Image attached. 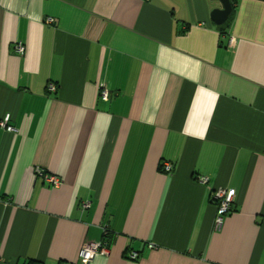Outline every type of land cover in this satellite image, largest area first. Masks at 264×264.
Returning <instances> with one entry per match:
<instances>
[{
  "label": "crops",
  "instance_id": "1",
  "mask_svg": "<svg viewBox=\"0 0 264 264\" xmlns=\"http://www.w3.org/2000/svg\"><path fill=\"white\" fill-rule=\"evenodd\" d=\"M230 1L0 0V264H81L105 226L88 264H264V0Z\"/></svg>",
  "mask_w": 264,
  "mask_h": 264
},
{
  "label": "built area",
  "instance_id": "2",
  "mask_svg": "<svg viewBox=\"0 0 264 264\" xmlns=\"http://www.w3.org/2000/svg\"><path fill=\"white\" fill-rule=\"evenodd\" d=\"M54 18L51 16H47L44 19V22L52 23ZM14 50L22 54L25 50V46L22 42H16L14 44ZM99 96L102 100H107L109 98V89L103 82L99 83ZM47 90L55 91L56 85L54 83L49 82L47 84ZM0 126L5 128L7 131L15 132L16 128L9 124V115H5L0 120ZM162 168L165 172L170 173L173 170V166L170 162L164 161L162 163ZM37 173L42 175L46 184L51 187H58L62 183V179L53 173H49L45 171L43 168L37 167ZM197 180L202 183L206 184L208 182V178L206 176H198ZM212 199L216 202L217 205V214L214 220V229L219 230L221 228L223 218L226 214L231 211L234 191L232 189H227L223 187H217L212 190ZM90 206L89 201H83L81 203V208L84 210ZM107 227H103V233L106 232ZM149 248H154L155 245L153 243H148ZM108 251L107 245L103 240L99 241H91L86 242L79 251L78 259L81 264H88L90 260L97 254H105ZM130 259H135L138 257V253L131 251L128 255ZM63 264H70V262H65Z\"/></svg>",
  "mask_w": 264,
  "mask_h": 264
},
{
  "label": "water",
  "instance_id": "3",
  "mask_svg": "<svg viewBox=\"0 0 264 264\" xmlns=\"http://www.w3.org/2000/svg\"><path fill=\"white\" fill-rule=\"evenodd\" d=\"M220 6L214 7L210 11V18L216 25L223 24L232 13V4L230 0H216Z\"/></svg>",
  "mask_w": 264,
  "mask_h": 264
},
{
  "label": "trees",
  "instance_id": "4",
  "mask_svg": "<svg viewBox=\"0 0 264 264\" xmlns=\"http://www.w3.org/2000/svg\"><path fill=\"white\" fill-rule=\"evenodd\" d=\"M230 19H231V15L229 16V18L221 25H218L219 27H224V26H227L230 22ZM110 236V232L107 228L106 232L103 233V237H102V240L105 242V244L107 245V248H108V239L107 237Z\"/></svg>",
  "mask_w": 264,
  "mask_h": 264
}]
</instances>
